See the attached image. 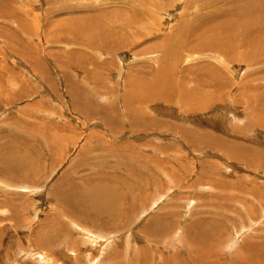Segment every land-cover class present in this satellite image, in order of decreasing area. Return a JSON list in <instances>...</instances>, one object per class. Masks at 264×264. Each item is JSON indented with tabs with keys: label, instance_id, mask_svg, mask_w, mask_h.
<instances>
[{
	"label": "rangeland",
	"instance_id": "1",
	"mask_svg": "<svg viewBox=\"0 0 264 264\" xmlns=\"http://www.w3.org/2000/svg\"><path fill=\"white\" fill-rule=\"evenodd\" d=\"M236 1L0 0V264H264V58L171 51ZM99 182L115 220L72 203Z\"/></svg>",
	"mask_w": 264,
	"mask_h": 264
},
{
	"label": "bare ground",
	"instance_id": "2",
	"mask_svg": "<svg viewBox=\"0 0 264 264\" xmlns=\"http://www.w3.org/2000/svg\"><path fill=\"white\" fill-rule=\"evenodd\" d=\"M238 1V0H237ZM236 1V2H237ZM240 1V0H239ZM238 8H236L237 10H235L236 14L234 15L235 18H233L232 20L229 18L228 20H222V22L218 23L217 20H213L212 23L209 25V22H208V19H200L197 23V25L193 28L192 26H189L188 24H185L184 27H185V30H183L186 34H184V37L183 39L181 38L180 40H178V42L175 44V48H173L171 51H172V54H177L179 49L180 48H186L187 50L189 51H200V50H205V49H209V50H212V51H215V52H220L222 53L223 52H227V54H224V55H227V56H231V52L230 50L233 49L235 47V49L239 48V47H243L244 49H246L245 52H248L250 53V51L255 52L256 49H258L259 52H256V53H253V56L251 54V56H248V55H245L243 58H240L239 60H242V61H245V62H254L256 61L257 59L261 58L263 56L264 58V37H262V39L259 40V38L261 37V35L264 34V0H242V2H240V4H238ZM230 22V21H233V23H231V28H227V24L226 22ZM234 21H236V24H234ZM195 24V23H194ZM100 27V28H99ZM187 27V29H186ZM97 29H102L101 28V24H97ZM85 30V29H84ZM109 30V28H108ZM105 31L103 30V32H101L100 34H103V35H107L108 37H111L113 33H108L109 31ZM201 31L200 33V37L199 39L192 43L193 41H191V39H193V36L189 37L188 35V32H192V31ZM226 30H228V32L226 33ZM263 30V31H262ZM81 31V29L79 30V32ZM211 32V33H210ZM182 33V32H181ZM207 33H209V35H207ZM117 34V33H116ZM183 34V33H182ZM242 34V35H240ZM115 36V35H114ZM76 38L80 39V36L78 34V36H76ZM84 41L86 39V36L85 38L83 39ZM262 40V41H261ZM91 42L92 43V39L90 37H88V41L87 43ZM114 46H117L118 48L122 47L121 45V42H118V41H115V43H113ZM168 45V44H167ZM106 46V44H105ZM164 47V46H163ZM116 48V47H115ZM169 48L170 50V47H167ZM169 50L166 51V56H168V53H169ZM262 50V51H261ZM168 52V53H167ZM247 54V53H245ZM260 56V57H259ZM257 57V59L255 58ZM259 57V58H258ZM174 57H172L173 59ZM165 61V60H164ZM173 62V61H172ZM175 63V62H174ZM203 65V64H202ZM200 67V66H199ZM204 67V65L202 66ZM207 67V66H206ZM169 68V67H168ZM174 68V67H173ZM170 69H171V66H170ZM170 69L168 72H170ZM211 65H210V70H211ZM173 70V69H172ZM171 70V71H172ZM165 71V67H163L162 69H160V72L162 74V72ZM174 71V70H173ZM205 71V70H204ZM214 70H212V72H209L210 74V78L208 77V79H211V80H215L217 79L216 81H218L220 78V72L218 71V69H215L216 73L213 72ZM173 73V72H172ZM219 74V77H218V74ZM166 74V73H165ZM168 74V73H167ZM159 75V74H158ZM169 75V74H168ZM167 75V76H168ZM184 75V74H182ZM205 75V73H204ZM170 78L169 79H174V77L171 78V76H169ZM130 78V77H129ZM156 78V77H155ZM144 79V78H143ZM172 79V81H173ZM207 79V80H208ZM224 79V78H223ZM135 80V79H134ZM159 80V79H158ZM210 80V81H211ZM156 81V80H155ZM162 81V80H161ZM164 81V80H163ZM220 81V80H219ZM214 82L213 85H217L218 84V87L219 89H221L220 87H223V85L220 83V82ZM222 81V79H221ZM135 82V81H134ZM152 82V81H151ZM198 82H200L201 84H206L207 81H205V79H203V77H198ZM130 83H133V82H130ZM143 83V82H142ZM159 83V82H158ZM165 83V82H163ZM174 83V82H173ZM181 83V82H180ZM219 83L221 85H219ZM153 86H151L149 88L148 86V91L147 92L148 94L146 95L145 94V98H154L156 96L160 97H164L166 100H169L171 96H168L167 92L166 91V88L165 89H162L161 90L159 88L155 89L158 85L155 84V83H152ZM162 84V82H161ZM147 85V84H146ZM145 85V86H146ZM164 85V84H163ZM182 85V84H181ZM143 86V84L141 85V87ZM172 86V85H171ZM174 86V85H173ZM170 87V86H169ZM215 87V86H214ZM173 88V87H172ZM171 89V88H170ZM169 89V90H170ZM175 90V87L173 88ZM198 89V87H197ZM147 90V88H146ZM177 90V89H176ZM188 89H184V91H186ZM192 90V89H191ZM196 90V89H195ZM217 91V90H216ZM145 92V91H144ZM143 92V93H144ZM194 92H197L194 91ZM133 93V92H132ZM175 93V92H174ZM185 93V92H184ZM182 92V95L180 94V96L182 97V100L187 102L186 98H187V92L185 93ZM193 93V92H191ZM199 94V93H198ZM190 95V94H189ZM194 95V93H193ZM179 96V97H180ZM140 97V96H139ZM180 97V98H181ZM191 97H192V94H191ZM188 99V101L190 100V98ZM163 98V99H164ZM194 97L191 98V100L193 99ZM200 98V97H199ZM210 98V97H209ZM140 99V98H139ZM202 99V100H201ZM199 100L203 101V98H201ZM207 99V98H205ZM198 100V101H199ZM211 100V99H210ZM192 105V104H191ZM198 105V104H196ZM204 105V102H202L201 106ZM98 107V106H97ZM260 108V107H259ZM257 108V109H259ZM101 109V108H100ZM99 108L96 109V112L97 113H100L101 110ZM260 111H264L262 108L261 110L259 109L258 111V114H260ZM93 114H96V113H93ZM263 119V118H262ZM143 121V120H141ZM258 121H260L258 119ZM264 121V120H263ZM144 122H149L151 124H158V121L156 120H144ZM156 123V124H155ZM145 124V123H143ZM261 124V123H260ZM191 137V135L187 136V139H189ZM208 137H205L204 136V139L206 140ZM213 140H215V142L213 141V144L215 146H218V141L214 138ZM226 141V139H225ZM226 143V146L228 149V151L230 152L231 156L232 157H236L237 155L233 152H235V147H238L237 144L235 143H227V141L225 142ZM224 143V145H225ZM207 144H211L213 145L211 142H210V139L207 140ZM223 145V146H224ZM16 156V154H15ZM18 156V155H17ZM16 156V157H17ZM239 156V155H238ZM15 157V158H16ZM14 159V158H13ZM109 182H99L98 184H96L95 186H92L90 188H85V189H82L78 192V195L80 196V199H79V202H72L74 206H76L77 208V211H85V208L86 209H94L93 207H98V205H102V203H105L107 206H108V210L106 211V214L108 215L107 217L109 219H112V220H115V218H118L120 216H122V211H113L116 204H115V201H112L111 199L112 198H116L118 196V186H113L111 184H108ZM76 186V185H75ZM78 188V187H77ZM77 191V190H76ZM120 192V191H119ZM65 195V193H64ZM107 195H110V197L108 198L109 199V203L106 199ZM68 196V195H67ZM70 196V194H69ZM68 196V198H69ZM61 197V195H60ZM82 201V202H80ZM112 203V206L108 205V204H111ZM81 207H85L84 209ZM97 209V208H96ZM99 209V208H98ZM75 212V209L74 211ZM86 212V211H85ZM83 212V213H85ZM81 214V213H79ZM82 215V214H81ZM100 216V215H98ZM83 218V216H82ZM100 219H101V216H100ZM103 220V219H102ZM98 221V220H97ZM96 221V222H97ZM101 222V221H100ZM106 222V221H104ZM166 226V225H165ZM164 227V226H163ZM190 237H193L194 235L193 234H189ZM199 239L200 237H202V235L198 236ZM46 239V238H45ZM201 240V239H200ZM64 243V242H63ZM67 245V244H66ZM249 248V246H248ZM247 248V249H248ZM259 250L261 249L260 247H257ZM247 251V250H246ZM195 252L197 253V251L195 250ZM211 253V252H210ZM198 254V253H197ZM248 254V253H247ZM85 255V254H84ZM93 256V255H92ZM73 258V257H71ZM98 258V257H97ZM263 259V257L261 258ZM73 260V259H72ZM260 262H256V264H259ZM196 264V263H195ZM197 264H203L201 261H199Z\"/></svg>",
	"mask_w": 264,
	"mask_h": 264
},
{
	"label": "crops",
	"instance_id": "3",
	"mask_svg": "<svg viewBox=\"0 0 264 264\" xmlns=\"http://www.w3.org/2000/svg\"><path fill=\"white\" fill-rule=\"evenodd\" d=\"M69 60H70V59H69V56H68V58H67L66 60H63V61L61 60L59 66L61 67L60 70L62 71V73H64V75H69V76L72 77V75L68 73L69 71H68L67 68L70 67V65H71L73 62L70 64V63H69ZM73 78H74V77H73Z\"/></svg>",
	"mask_w": 264,
	"mask_h": 264
}]
</instances>
